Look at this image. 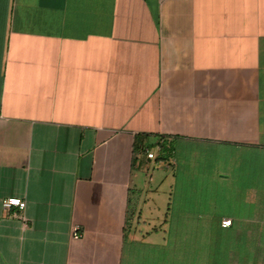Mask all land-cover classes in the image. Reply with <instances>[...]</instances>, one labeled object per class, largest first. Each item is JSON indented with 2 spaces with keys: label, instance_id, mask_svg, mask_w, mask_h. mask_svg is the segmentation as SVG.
Segmentation results:
<instances>
[{
  "label": "crops",
  "instance_id": "1",
  "mask_svg": "<svg viewBox=\"0 0 264 264\" xmlns=\"http://www.w3.org/2000/svg\"><path fill=\"white\" fill-rule=\"evenodd\" d=\"M6 198L0 264H264V0H0Z\"/></svg>",
  "mask_w": 264,
  "mask_h": 264
},
{
  "label": "built area",
  "instance_id": "2",
  "mask_svg": "<svg viewBox=\"0 0 264 264\" xmlns=\"http://www.w3.org/2000/svg\"><path fill=\"white\" fill-rule=\"evenodd\" d=\"M146 158L147 159H152L153 154L151 152H146ZM24 202L18 198H6V199H1L0 200V208L9 213V217L11 219H19L23 221V218L21 216V213L24 209ZM229 225L228 220H224L221 222V227H227ZM80 236L79 233V227L77 226H72L70 229V238L72 240H77Z\"/></svg>",
  "mask_w": 264,
  "mask_h": 264
},
{
  "label": "rangeland",
  "instance_id": "3",
  "mask_svg": "<svg viewBox=\"0 0 264 264\" xmlns=\"http://www.w3.org/2000/svg\"><path fill=\"white\" fill-rule=\"evenodd\" d=\"M195 194H192V195H187V196H189V199H190V197L192 196H194ZM195 196H197V197H201V195H195ZM203 196H205V195H203ZM187 204H188V199H187ZM193 206V205H192Z\"/></svg>",
  "mask_w": 264,
  "mask_h": 264
}]
</instances>
